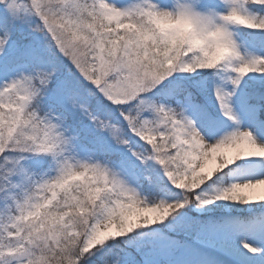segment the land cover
I'll return each instance as SVG.
<instances>
[{
    "label": "snow or ice",
    "instance_id": "snow-or-ice-1",
    "mask_svg": "<svg viewBox=\"0 0 264 264\" xmlns=\"http://www.w3.org/2000/svg\"><path fill=\"white\" fill-rule=\"evenodd\" d=\"M0 264H264V0H0Z\"/></svg>",
    "mask_w": 264,
    "mask_h": 264
}]
</instances>
